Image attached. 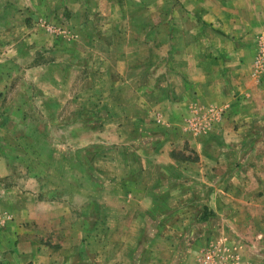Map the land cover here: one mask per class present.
Instances as JSON below:
<instances>
[{"label": "rangeland", "instance_id": "374dc122", "mask_svg": "<svg viewBox=\"0 0 264 264\" xmlns=\"http://www.w3.org/2000/svg\"><path fill=\"white\" fill-rule=\"evenodd\" d=\"M85 1L0 0V131L5 128L0 137L22 139L29 151L21 160L9 155L11 175L0 179V195L8 202L0 212V231L12 220L8 209L20 210L22 189L47 211L54 201L61 206L57 220L23 224L32 245L23 251L28 264H207L209 254L210 264H264V192L258 186L264 182V139L253 141L260 146L256 156L245 154L250 124L232 123L228 106L196 105L194 98L182 100L179 90L170 89L164 68L171 45L163 21L157 22L156 50L144 43L147 24L159 19V2L165 0H114L116 12L99 0L105 15L89 13L87 27L78 25L83 11L71 21ZM137 2L135 27L128 21L123 26L120 10ZM118 20L122 42L112 36ZM132 36L140 43L134 45ZM263 42L264 30L256 37L251 65L255 86L264 84ZM132 51L145 70L155 53L151 65L157 74L131 68ZM70 63L81 69L77 90L62 82L60 68ZM107 70L129 87L120 91L122 106H100L105 91L98 86L114 81L103 75ZM58 82L66 84L63 89ZM58 94L72 101L56 114L41 101L52 102ZM30 134L38 147L47 137L60 155L40 161L28 147ZM113 176L125 182L116 187ZM11 253L0 249V264L12 262Z\"/></svg>", "mask_w": 264, "mask_h": 264}, {"label": "crops", "instance_id": "0c3cea01", "mask_svg": "<svg viewBox=\"0 0 264 264\" xmlns=\"http://www.w3.org/2000/svg\"><path fill=\"white\" fill-rule=\"evenodd\" d=\"M98 1L86 0L83 6L80 5L84 10L75 9V14L71 21L77 22L83 11L84 22L80 20L78 25L87 27L91 24L89 22V13L95 12L99 14H96L98 18L100 15H105L102 13V4L96 3ZM104 1L110 2L112 12L119 11L118 4L114 0ZM254 1L258 3L256 0H165V3L159 2V9H161L160 13H158L159 19L157 20L155 16L154 20L152 19L148 22V29L144 31L146 32V36H144L145 45L147 44L146 46H148L149 51H155L157 47V22L161 23L163 21L162 23L165 24L167 32L166 43L171 45L165 57L167 67L164 68L168 76L170 89L179 90L182 100L194 98L196 105L204 101L207 105L228 106L230 108L229 118L232 123L250 124L249 127H245V139H250L246 142L245 149L250 152L248 153L244 150V153L250 156H256L260 147L256 146V142H253L255 138L258 140L264 139V84L260 83V85L255 86L251 83V80L254 79L252 77L251 65L256 51V37L264 30V0H260V4L256 6L253 4ZM79 3H81V0H79ZM137 5L138 2L131 8H128L126 4L123 5V8L120 10L123 26L124 22L128 21V27H135V18L132 17V10ZM157 7V2H154L152 8L157 10ZM93 25H97V23ZM112 26V36L115 40L120 36L122 42L123 32L120 31L121 25L119 26V20L113 22ZM130 41L134 45L135 42L140 43L139 39L135 36H132ZM152 57L156 59L155 53ZM127 58L134 63H132L131 68L137 66L142 71L149 73V76L157 74L156 66L151 65L153 64V58L150 57L151 61L147 70L143 69L135 61L137 60L135 52L128 53ZM177 64H179V69L175 66ZM42 69L38 70L37 67L35 71H43ZM67 69H69V74L67 73ZM67 69L60 68L64 72L62 82H66V84L74 83L77 90L81 69L78 68L77 64L72 63H70V67ZM55 71H57V68H55ZM91 71L92 69L88 70L89 75L92 74ZM108 73L114 81L108 84L107 88L103 85L100 88L98 86L99 90L105 91L101 98L100 106H122V103L117 102L120 98V91L127 90L129 87L126 89L122 77L117 80L113 78L114 74H116L115 70H110L109 72L107 70L103 72V75H108ZM137 73L141 74V71L138 70ZM134 80L132 79L130 83H135L133 82ZM91 81L92 76L90 77V86L87 87L88 84H86L85 90H92ZM66 84L58 82L55 86L61 90ZM71 89L70 86V92H72ZM133 89L138 90L140 86H134ZM154 90H156V87ZM58 95L55 97H59V99L52 98V102L46 103L47 99H42V106L51 104L58 111L56 114L59 113L65 105L71 103L72 97L68 100H63V95ZM192 95L194 96L192 97ZM75 100L76 98H73V101ZM88 101L89 99H87V104L91 105ZM94 104L98 105V103ZM41 121L42 119L38 120V122ZM27 124L28 128H33L30 126L32 124L30 120ZM256 124H260L259 128L255 126ZM241 129L242 127L238 130V134ZM3 130L5 128H2L0 135H3ZM44 131L38 127L40 134ZM251 133L253 134L250 135ZM7 134L10 133L7 131ZM30 135L33 137V140H29L32 137L27 138V142L30 144L28 147L37 158H40V161H44L45 159L55 160V156L60 155L61 151L57 148L51 149L52 144L47 137L39 141L44 146L38 147V143H35L38 140L34 138L33 134ZM252 137L254 138L253 140H251ZM9 139L0 137V179L8 178L11 175L13 167L9 163V155L16 154L21 160L29 152H25L24 150L26 147L24 140L18 141L16 137ZM259 153L261 154L262 152L260 151ZM117 162L120 164L119 160ZM26 166L28 167V165ZM90 166L91 164H89L88 169ZM69 168L72 169L73 165H70ZM83 171L85 172V170ZM110 182L117 187L125 181L113 176ZM110 182L104 183L110 184ZM1 184L2 182H0V186ZM26 184H29V182H26ZM258 186L260 187L259 190L264 192V182L258 183ZM36 190L39 189L37 188ZM15 191L18 192V189H15ZM0 193L2 192L0 191ZM19 193L20 210L12 211L8 209V212L13 215L11 216L12 220L0 231V241H2L0 249H7L9 252H12L10 257L12 262H8L7 264H28L30 261L27 254L23 253V251H28L32 246L30 241L25 238L23 229H21L24 223L28 225V223H34V221H38L41 218H48V220L53 221L61 216L60 202L54 201L52 203L53 208L47 211L37 196L26 195L27 193H23L22 189H20ZM36 199L37 201H35ZM262 201L264 202V200ZM6 203L8 202L0 195V212H3ZM18 234L23 236L16 241ZM36 261L40 260L36 259ZM44 263L47 264V260Z\"/></svg>", "mask_w": 264, "mask_h": 264}, {"label": "built area", "instance_id": "2783aa9c", "mask_svg": "<svg viewBox=\"0 0 264 264\" xmlns=\"http://www.w3.org/2000/svg\"><path fill=\"white\" fill-rule=\"evenodd\" d=\"M262 58L264 59V42H263V56H262ZM204 261H206L207 264H210V262L213 261L212 255L211 254L206 255Z\"/></svg>", "mask_w": 264, "mask_h": 264}, {"label": "trees", "instance_id": "16d2710c", "mask_svg": "<svg viewBox=\"0 0 264 264\" xmlns=\"http://www.w3.org/2000/svg\"><path fill=\"white\" fill-rule=\"evenodd\" d=\"M207 218L205 217L204 220H206Z\"/></svg>", "mask_w": 264, "mask_h": 264}]
</instances>
